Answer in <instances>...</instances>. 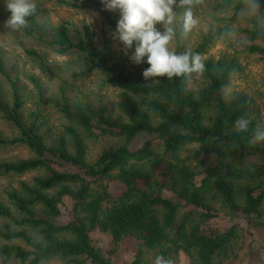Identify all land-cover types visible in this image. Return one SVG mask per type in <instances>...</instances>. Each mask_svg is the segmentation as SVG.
Wrapping results in <instances>:
<instances>
[{
    "label": "trees",
    "instance_id": "obj_1",
    "mask_svg": "<svg viewBox=\"0 0 264 264\" xmlns=\"http://www.w3.org/2000/svg\"><path fill=\"white\" fill-rule=\"evenodd\" d=\"M50 1L73 8L85 5V0ZM212 3L213 23L207 31L191 47L182 42L180 32H174L171 50L177 54L191 50L203 57L221 36L233 45L229 31L243 40L233 45L231 54L204 58V83L197 90L188 87L191 77L145 81L142 71H130L111 57L107 42L97 46L91 38H73L64 24L53 27L48 8L36 4V11L27 17L28 26L20 28L22 33L39 36L60 56L70 52L83 56L85 63L68 76L97 75L102 85L117 90V112L88 99H67L64 90L72 84L60 74L59 65L25 48L43 76L60 83L59 94H50L40 76L29 75L32 93L27 96L37 106L25 113L23 89L6 72L0 55V83L6 82L11 93L10 99L0 93V116L15 129L11 137L0 136V151L28 152L26 157L0 158V178L37 172L30 180L0 188V264H47L53 259L61 264H112L93 243V232L109 236L110 254L124 241L136 245L134 264H141L150 251L152 257L143 264H153L157 254L174 261L180 253L189 257V264H226L234 255L240 229L237 221L224 230L211 222L215 214L209 199L215 196L236 220L261 225L264 143L251 140L259 123L250 114L252 98L240 92L229 99L215 95L241 70V53L264 60V0ZM94 6L114 32L116 16L97 2ZM253 8L261 18H247L245 24L234 26L239 12ZM179 10L183 14L185 9ZM41 33L51 37L43 39ZM214 98L210 113L207 108ZM48 108L56 109L65 121L49 138L40 127L47 122L43 112ZM239 117L250 120L247 133L235 131ZM99 136L120 142L90 161L87 143ZM135 141L140 142L138 147L133 146ZM243 161L251 166L244 182ZM110 179L123 189L112 194ZM176 183L175 197L162 195ZM62 208L68 210L66 220L61 219ZM194 209L200 210L199 215Z\"/></svg>",
    "mask_w": 264,
    "mask_h": 264
},
{
    "label": "rangeland",
    "instance_id": "obj_2",
    "mask_svg": "<svg viewBox=\"0 0 264 264\" xmlns=\"http://www.w3.org/2000/svg\"><path fill=\"white\" fill-rule=\"evenodd\" d=\"M35 4H43L49 10V23L55 27L60 24H64L73 38H82L85 40L92 39L93 43L97 46L103 42H107L111 57L118 60L123 64L126 69L130 71H143L144 67L133 64L128 56H125L121 48L122 44L112 38V33L104 25V20L100 12L95 8V2L101 4L104 9V5L101 0H85V4L81 8L66 7L60 5H53L50 0H34ZM211 4L212 0H203V3L193 8V14L198 20V24L190 32L185 33L182 27L183 14L181 10L183 7L177 5L173 6L175 13L173 23L171 25H164L157 23L155 27L162 33L166 27L173 28L174 32H180L179 37L186 47L193 46L200 38L202 33H205L208 27L211 25ZM7 0H0V55L3 58L4 68L19 84V87L23 89L24 97L26 98L25 113H28L36 109L35 99L27 96L31 92V85L29 84L27 77L29 75L40 76L43 80L47 91L50 94H59L60 83L57 80H49L39 71L36 62L30 56L25 53V48H32L45 56L48 62L59 65L60 74L67 78L72 87L64 90V95L70 100H83L88 99L91 102L99 103L108 111L116 110V95L117 90L114 88L104 86L101 84V80L97 75H90L82 79H71L68 76L70 70H79L80 65L84 64V58L80 54L70 52L66 56L58 55L52 47H47L43 44L39 36L27 37L20 29H12L7 26L6 20L10 13L7 11ZM105 10V9H104ZM107 11V10H105ZM110 14H114L119 19V12L107 11ZM231 14H229L230 16ZM256 17L261 18V15L256 9H246L239 12L234 18V26L236 23L245 24L247 18ZM214 26V25H213ZM50 34L52 33L49 30ZM88 35V36H86ZM43 39H49L51 36L42 34ZM231 39V43L234 47H237V43L243 40L242 37L235 31H229L228 36ZM173 40L169 44L171 50ZM233 45H229L228 41L221 36L216 40L215 44L209 49L203 58L218 57L222 53L231 54L234 52ZM129 55L131 52L129 51ZM238 60L241 64V70L234 75L229 83L221 88L218 95L229 99L234 93L240 92L248 97L252 98V110L250 114L259 119L258 126L264 127V60H261L258 55H246L241 53L238 56ZM3 80V78H2ZM204 83V79L201 75L193 74L188 80V87L192 90H197ZM0 93L5 99H10L11 93L9 86L6 82L0 83ZM215 98L211 100L207 110L212 113L215 107ZM43 112L47 122L41 125V129L47 132V137H51L53 133L61 130V125L65 123L62 115L56 109H46ZM115 116H117L115 114ZM40 119L39 121H41ZM15 133V129L6 122L0 116V136L11 137ZM120 140L118 138H111L109 136H99L96 139L90 140L87 143V156L90 161L95 160L100 152L110 147H115ZM140 145L139 141L133 143L134 147ZM28 152L23 149H17L12 151H0V158H13V157H26ZM186 155V153H185ZM250 162L243 161L240 165L244 167V176L241 180L244 182L247 179V172L250 169ZM191 169V168H190ZM37 172H29L21 176H6L0 178V188L8 185L16 186L18 180H30ZM179 187V183L172 184L171 188L163 189L162 195L165 197H175V190ZM108 188L112 194L120 192L123 189V185L113 179L108 180ZM209 205L211 211L215 214V217L211 220L219 230H224L234 222H238L239 237L235 244L234 255L225 261L226 264H264V217H262L261 225L250 226L246 224V221L241 217L236 220L232 215L221 208L218 197H211L209 199ZM182 212H187L189 208H182ZM61 219L66 220L69 217L68 210L62 208ZM200 210L194 209L193 213L199 215ZM245 229V231H244ZM244 231V232H243ZM93 243L102 248L106 255L112 259V264H134L135 248L136 245H132L124 241L118 249L110 254L111 244L109 236L100 232H93L91 234ZM152 257V252H148L142 259L141 264L144 261H148ZM175 264H189V257L180 253L174 260ZM47 264H61L60 260H50ZM139 264V263H138Z\"/></svg>",
    "mask_w": 264,
    "mask_h": 264
},
{
    "label": "clouds",
    "instance_id": "obj_3",
    "mask_svg": "<svg viewBox=\"0 0 264 264\" xmlns=\"http://www.w3.org/2000/svg\"><path fill=\"white\" fill-rule=\"evenodd\" d=\"M104 9L119 12L112 38L122 44L121 51L136 65L147 63L149 66L142 71L145 81L158 83L157 78L197 76L205 70L204 58L199 53L187 50L177 54L169 49V44L175 35L173 28L166 27L162 33L155 25L162 23L171 25L174 20L173 6L177 0H101ZM203 3V0H178V6L183 7L182 27L185 33L197 26L198 20L193 14V8ZM7 11L10 13L6 20L8 27L20 29L28 26L27 17L36 11L34 0H7ZM131 50V55H129ZM250 120L239 117L234 123L237 133L249 131ZM251 140L254 144L264 143V127L257 126ZM153 264H175L173 259L157 254Z\"/></svg>",
    "mask_w": 264,
    "mask_h": 264
}]
</instances>
